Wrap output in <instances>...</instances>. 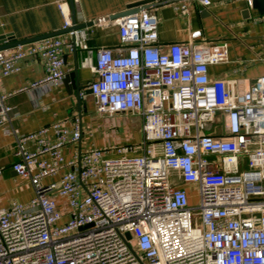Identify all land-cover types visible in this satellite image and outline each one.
Listing matches in <instances>:
<instances>
[{
	"label": "built area",
	"instance_id": "2783aa9c",
	"mask_svg": "<svg viewBox=\"0 0 264 264\" xmlns=\"http://www.w3.org/2000/svg\"><path fill=\"white\" fill-rule=\"evenodd\" d=\"M65 6L66 33L0 50V81L40 57L45 76L18 93L44 94L63 85L67 52L85 51L97 115L141 118L143 140L66 161L84 136L79 115L13 130L12 169L34 197L0 207V264H264V76L248 88L209 77L230 61L229 43L195 32L165 50L149 10L113 20L117 49L94 54L90 27L74 28ZM13 94L0 87V128Z\"/></svg>",
	"mask_w": 264,
	"mask_h": 264
},
{
	"label": "crops",
	"instance_id": "0c3cea01",
	"mask_svg": "<svg viewBox=\"0 0 264 264\" xmlns=\"http://www.w3.org/2000/svg\"><path fill=\"white\" fill-rule=\"evenodd\" d=\"M140 1L144 0H74L72 10L69 0H0V47L62 31L64 19L58 5L64 3L71 21L75 20L76 25L104 21L103 24L89 26L88 46L94 54L99 48L115 50L120 43L118 26L114 21L105 20L123 13L128 6ZM248 1L211 0L209 7H204L196 0H184L149 11L158 17L159 44L165 50L171 44H187L195 32H201L208 43L228 42L230 61L225 65L210 66L209 77L225 81L239 80L243 88H248L264 76V15L259 16ZM182 6H186L188 14H182ZM6 36H11L12 40L9 41ZM87 55V52L79 50L67 52L65 56L66 75L78 69L82 90L87 93L86 99L78 97L76 90L65 83L44 94L18 93L45 76V65L40 57L24 59L19 64V73L0 81L3 92L16 93L6 102L7 106L15 107V111L10 121L0 128V207L8 208L13 202L25 204L34 197L30 181L19 177L12 169L15 162L13 130L23 135L36 132L57 120L79 115L82 117L84 136L81 144L64 152L65 160H71L79 150L85 152L92 146L102 148L98 144L99 130L101 125L108 126L103 120L108 121L109 118H99L94 98L88 93L87 86L95 75L82 65ZM126 117L131 118L128 131L134 141L132 145H138L143 140L142 119Z\"/></svg>",
	"mask_w": 264,
	"mask_h": 264
},
{
	"label": "water",
	"instance_id": "95a60500",
	"mask_svg": "<svg viewBox=\"0 0 264 264\" xmlns=\"http://www.w3.org/2000/svg\"><path fill=\"white\" fill-rule=\"evenodd\" d=\"M178 1H184V0H144V1H140V3L138 4H133V5L128 6L127 9L123 13L109 17L105 21L117 20V19L123 18V16H126V15H130L133 13H139L140 10H151V9L157 8V6L171 4L174 2H178ZM69 2H70V6L72 10H74V0H69ZM251 7L258 12L259 16L264 15V0H252ZM73 23L75 24L74 28L81 29V28H87L95 24H99L100 21L89 22L88 24L76 25V21L73 20ZM64 33H66V31L56 32L55 34L42 35V36H39L38 38H33L29 40H21V42L14 41L9 44H4V46L0 47V50L14 48L17 46H21L23 44L36 42L39 39L55 37L56 35H61ZM11 38H12L11 36H6V39H8L9 41L12 40ZM63 82L66 85H70L73 90H76L78 97L80 96V93L82 91V85L78 78V69H76L73 73L66 75ZM88 93L90 94V91H88ZM130 237L131 235L129 234L128 238Z\"/></svg>",
	"mask_w": 264,
	"mask_h": 264
},
{
	"label": "rangeland",
	"instance_id": "374dc122",
	"mask_svg": "<svg viewBox=\"0 0 264 264\" xmlns=\"http://www.w3.org/2000/svg\"><path fill=\"white\" fill-rule=\"evenodd\" d=\"M99 118L102 119V117ZM130 119V117L117 116L115 118H109L108 121L103 120L105 125L108 126L104 127L103 125H101L102 127L99 132H101V135L103 134V138L102 140H100L101 135L99 134L100 137H98V144L101 145V147H109V145H119L120 147L130 144L132 145L134 141L132 139L130 131H128V128L131 126ZM215 127L216 126L213 125L209 129L214 130ZM216 130L217 129H215V131ZM242 170H247V168H242Z\"/></svg>",
	"mask_w": 264,
	"mask_h": 264
}]
</instances>
